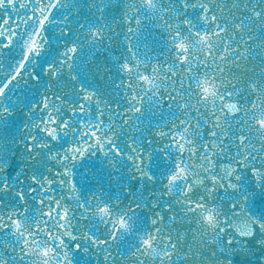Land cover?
<instances>
[{
  "label": "snow or ice",
  "instance_id": "snow-or-ice-1",
  "mask_svg": "<svg viewBox=\"0 0 264 264\" xmlns=\"http://www.w3.org/2000/svg\"><path fill=\"white\" fill-rule=\"evenodd\" d=\"M0 264H264V0H0Z\"/></svg>",
  "mask_w": 264,
  "mask_h": 264
}]
</instances>
